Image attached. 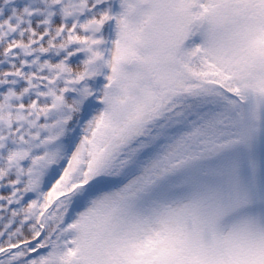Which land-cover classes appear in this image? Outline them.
I'll return each mask as SVG.
<instances>
[{
	"label": "snow or ice",
	"instance_id": "1",
	"mask_svg": "<svg viewBox=\"0 0 264 264\" xmlns=\"http://www.w3.org/2000/svg\"><path fill=\"white\" fill-rule=\"evenodd\" d=\"M0 264H264V0H0Z\"/></svg>",
	"mask_w": 264,
	"mask_h": 264
}]
</instances>
